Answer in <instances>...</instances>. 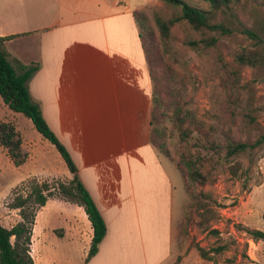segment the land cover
Masks as SVG:
<instances>
[{
    "label": "crops",
    "instance_id": "1",
    "mask_svg": "<svg viewBox=\"0 0 264 264\" xmlns=\"http://www.w3.org/2000/svg\"><path fill=\"white\" fill-rule=\"evenodd\" d=\"M98 4L19 0L9 27H0V35L14 34L5 40L8 59L37 65L27 80L30 97L105 223L84 260L92 228L82 205L48 195L31 226L33 264H57L58 255L76 264L73 252L77 264H160L169 253L173 185L149 140L151 82L137 27L132 10ZM54 243L68 251L55 252Z\"/></svg>",
    "mask_w": 264,
    "mask_h": 264
},
{
    "label": "rangeland",
    "instance_id": "2",
    "mask_svg": "<svg viewBox=\"0 0 264 264\" xmlns=\"http://www.w3.org/2000/svg\"><path fill=\"white\" fill-rule=\"evenodd\" d=\"M97 1V10L99 5H104V10H142L146 24L154 32V13L167 17L178 11L177 6L160 0ZM187 2L208 8L207 0ZM18 4L19 0H0V27H9V12ZM258 6H264V0H240L234 4L237 22L233 35L201 33L185 20L170 27V52L182 83V102L203 135L197 138L192 131L183 138L166 116L162 119L159 140L167 154L154 147L172 182L173 198L169 253L160 264H264V240L252 238L248 231L264 230V138L242 151L226 154L227 143H251L264 134V76L247 86L251 67H243L236 80L229 65L232 51L247 42L239 29L250 24L252 8ZM207 33L218 36L215 45L193 48L187 43L189 39L199 41ZM250 91L260 129H248L242 120L241 110ZM12 112L0 97V121L13 124L21 137V151L26 154L15 165L0 144V223L7 227L19 218L17 209L7 203L13 191L26 189L21 180L53 173L55 176L50 178L35 176L46 181L53 194L57 193L59 182L67 183L71 178L66 177L64 170L68 169L54 145L33 127L28 117ZM195 167L199 170L192 177L190 170ZM205 207L210 211L204 212ZM197 245L207 250L208 257L200 255ZM53 249L57 253L68 251L61 243H54ZM71 258L76 264L80 261L77 253H71ZM57 264H62L59 255Z\"/></svg>",
    "mask_w": 264,
    "mask_h": 264
},
{
    "label": "trees",
    "instance_id": "3",
    "mask_svg": "<svg viewBox=\"0 0 264 264\" xmlns=\"http://www.w3.org/2000/svg\"><path fill=\"white\" fill-rule=\"evenodd\" d=\"M160 1L177 6L178 11L167 17L154 13L156 32L146 24L142 10L133 9L132 15L151 82L149 140L153 146L167 154L166 148L159 140L164 116L172 122L177 133L183 138L192 131H195L197 138L203 135V130L195 122L192 112L182 102V83L173 65V54L170 52V27L178 20H185L201 33L216 31L218 34L233 35L234 24L237 22L233 6L240 0H207L206 9L192 5L187 0ZM239 32L247 42L232 51L229 62L230 72L237 80L243 67H251V78L245 81V85L248 86L252 80L264 76V6L252 8L250 24L242 26ZM13 35H0V97L8 108L30 119L33 127L54 145L71 173L67 183L57 184V193L69 201L82 205L91 223L92 235L84 257L86 260L96 251L97 244L105 232V223L91 195L80 180L77 166L70 153L43 118L39 104L30 97L27 80L37 65L24 64L18 60L12 63L7 57L5 40ZM217 39L218 36L207 33L201 35L199 41L189 39L187 43L193 48H198L200 45H215ZM248 95L250 96L246 100L245 107L241 110L242 120L248 129H260L256 119L257 107L252 101L251 91ZM204 135L206 136L205 133ZM262 138L264 134H259L251 143L229 142L226 145V154L237 153L256 145ZM0 144L6 148L13 164L18 165L24 160L25 153L21 151L20 135L8 121H0ZM177 168L181 172V168L178 166ZM198 170L197 167L191 169L190 175L196 176ZM21 185L26 189L13 191L7 203L9 207L17 209L19 218L8 227L0 223V264H33L29 253L31 226L36 209L44 203L51 192L47 182L39 181L35 176L21 180ZM203 207L200 206L202 209ZM205 211H210L209 207H205ZM261 217L264 219V212L261 213ZM248 231L252 238L264 240V230L251 228ZM196 248L202 257H208L205 248L199 245ZM172 264L177 263L174 261Z\"/></svg>",
    "mask_w": 264,
    "mask_h": 264
}]
</instances>
